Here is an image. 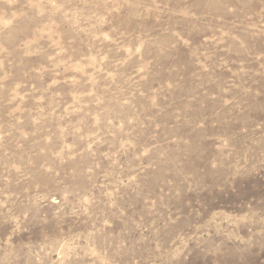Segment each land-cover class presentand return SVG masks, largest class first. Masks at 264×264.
Returning a JSON list of instances; mask_svg holds the SVG:
<instances>
[{
  "label": "rangeland",
  "instance_id": "rangeland-1",
  "mask_svg": "<svg viewBox=\"0 0 264 264\" xmlns=\"http://www.w3.org/2000/svg\"><path fill=\"white\" fill-rule=\"evenodd\" d=\"M0 264H264V0H0Z\"/></svg>",
  "mask_w": 264,
  "mask_h": 264
}]
</instances>
